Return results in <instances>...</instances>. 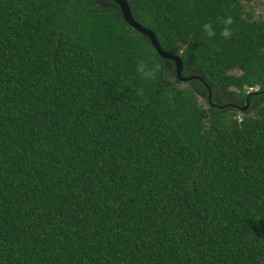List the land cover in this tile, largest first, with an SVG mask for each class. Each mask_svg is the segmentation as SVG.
I'll return each mask as SVG.
<instances>
[{
	"label": "trees",
	"instance_id": "1",
	"mask_svg": "<svg viewBox=\"0 0 264 264\" xmlns=\"http://www.w3.org/2000/svg\"><path fill=\"white\" fill-rule=\"evenodd\" d=\"M126 1L204 83L178 87L111 0H0V264H264V19Z\"/></svg>",
	"mask_w": 264,
	"mask_h": 264
},
{
	"label": "water",
	"instance_id": "2",
	"mask_svg": "<svg viewBox=\"0 0 264 264\" xmlns=\"http://www.w3.org/2000/svg\"><path fill=\"white\" fill-rule=\"evenodd\" d=\"M113 1L120 10L121 16L125 23L131 27L132 29L136 30L138 33L141 35L145 36L148 38L150 41L152 47L155 49L157 54L166 60H171L173 62V67H174V72H175V77L178 81L180 82H189L191 80H199L202 83L203 80L199 76H183L182 71H183V62L181 58L178 55L172 54L170 52L164 51L156 38V35L149 29L143 27L142 25L138 24L132 17L129 5L126 0H111ZM210 91H209V98H210ZM248 109V103L245 104V106L241 109L242 111H245Z\"/></svg>",
	"mask_w": 264,
	"mask_h": 264
},
{
	"label": "clouds",
	"instance_id": "3",
	"mask_svg": "<svg viewBox=\"0 0 264 264\" xmlns=\"http://www.w3.org/2000/svg\"><path fill=\"white\" fill-rule=\"evenodd\" d=\"M216 23L222 26L220 35L226 40L231 39L233 36L232 26L235 23L234 18L231 15L218 17ZM202 31L210 39L216 36V26L213 22L203 24ZM135 71L141 80L156 81L163 72V66L156 61L150 62L149 60L141 59L137 62ZM137 94L143 95V90H138Z\"/></svg>",
	"mask_w": 264,
	"mask_h": 264
},
{
	"label": "rangeland",
	"instance_id": "4",
	"mask_svg": "<svg viewBox=\"0 0 264 264\" xmlns=\"http://www.w3.org/2000/svg\"><path fill=\"white\" fill-rule=\"evenodd\" d=\"M240 3L245 6L244 7L245 11L250 10L253 12V16H254L253 20L264 19V0H240ZM168 72H169L171 80L175 81L178 87L180 88L188 87L186 82H178L176 80L172 69H169ZM239 73H240L239 71H233L234 75H238ZM217 98L219 101L221 100V102L225 101L223 104H227V103L238 104L239 108L236 110L237 118H241V117L248 116V115H253L256 111L254 109H251L248 112L242 111L241 109L244 106V102H242L241 98H230V97H226L223 95H219ZM197 102L203 109L208 110L209 106L206 100L201 95H197ZM262 103H264V101ZM231 109L232 108H230V110L228 109L227 111L229 112L231 111Z\"/></svg>",
	"mask_w": 264,
	"mask_h": 264
},
{
	"label": "flooded vegetation",
	"instance_id": "5",
	"mask_svg": "<svg viewBox=\"0 0 264 264\" xmlns=\"http://www.w3.org/2000/svg\"><path fill=\"white\" fill-rule=\"evenodd\" d=\"M235 106H237V107L239 108L238 104H236ZM244 106H245V105H244ZM244 106H243V107H244ZM240 108H241V107H240Z\"/></svg>",
	"mask_w": 264,
	"mask_h": 264
}]
</instances>
